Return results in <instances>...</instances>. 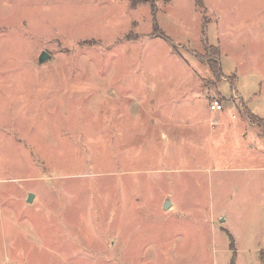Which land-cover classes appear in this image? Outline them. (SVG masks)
Instances as JSON below:
<instances>
[{"label": "rangeland", "instance_id": "374dc122", "mask_svg": "<svg viewBox=\"0 0 264 264\" xmlns=\"http://www.w3.org/2000/svg\"><path fill=\"white\" fill-rule=\"evenodd\" d=\"M263 122L264 0H0V264H264Z\"/></svg>", "mask_w": 264, "mask_h": 264}, {"label": "water", "instance_id": "95a60500", "mask_svg": "<svg viewBox=\"0 0 264 264\" xmlns=\"http://www.w3.org/2000/svg\"><path fill=\"white\" fill-rule=\"evenodd\" d=\"M49 58H50V55H49L48 53L42 51V52L40 53L39 57H38V64H42L43 62H45V61L48 60ZM32 197H33L32 194H30V195L28 196V202L31 201ZM169 204H170V202H169L168 200H166L165 203H164L163 208L166 209V208L169 206Z\"/></svg>", "mask_w": 264, "mask_h": 264}, {"label": "trees", "instance_id": "16d2710c", "mask_svg": "<svg viewBox=\"0 0 264 264\" xmlns=\"http://www.w3.org/2000/svg\"><path fill=\"white\" fill-rule=\"evenodd\" d=\"M206 54L209 56V55H211V56H217L218 54H219V52H218V50L217 49H215V48H212L211 47V49H209V51L207 50L206 51ZM220 55V54H219ZM213 61V60H212ZM249 118V122L251 123V124H255V123H257L256 122V119H258L257 118V116H255V115H253V114H250V116L248 117ZM263 124H264V122H263Z\"/></svg>", "mask_w": 264, "mask_h": 264}, {"label": "built area", "instance_id": "2783aa9c", "mask_svg": "<svg viewBox=\"0 0 264 264\" xmlns=\"http://www.w3.org/2000/svg\"><path fill=\"white\" fill-rule=\"evenodd\" d=\"M209 109L211 112H221L222 111V106L219 102L217 101H212L210 103Z\"/></svg>", "mask_w": 264, "mask_h": 264}]
</instances>
